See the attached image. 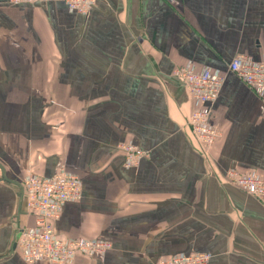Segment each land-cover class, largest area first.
<instances>
[{
	"label": "crops",
	"instance_id": "1",
	"mask_svg": "<svg viewBox=\"0 0 264 264\" xmlns=\"http://www.w3.org/2000/svg\"><path fill=\"white\" fill-rule=\"evenodd\" d=\"M13 1L0 0V264H28L15 246L32 225L23 181L62 169L83 198L56 235L113 246L73 264H264V206L228 179L264 178V95L228 71L239 55L264 60V0H103L88 16ZM188 67L225 75L208 152L176 76ZM124 145L147 153L136 168Z\"/></svg>",
	"mask_w": 264,
	"mask_h": 264
},
{
	"label": "built area",
	"instance_id": "2",
	"mask_svg": "<svg viewBox=\"0 0 264 264\" xmlns=\"http://www.w3.org/2000/svg\"><path fill=\"white\" fill-rule=\"evenodd\" d=\"M46 0H14V4H37ZM67 7L81 15L88 16L92 7L103 0H61ZM228 71L238 76L259 96L264 95V60L253 61L247 55H239L228 64ZM176 76L183 81L196 104L197 110L189 120V128L196 142L207 152L219 137L217 127L212 123V114L207 108L220 96L225 75L220 71L205 69L197 72L195 68L179 69ZM125 167L136 168L147 153L134 145H124ZM230 182L246 191L264 206V178L256 174L231 172ZM26 202L32 225L19 227L15 246L28 264L45 261L49 264H73L79 258L104 255L113 246L98 239H63L56 235L54 223L57 222L65 205L80 202L83 198L82 183L76 175L64 169L51 178L34 175L23 181ZM211 256L201 253L194 256H180L163 264H209Z\"/></svg>",
	"mask_w": 264,
	"mask_h": 264
}]
</instances>
